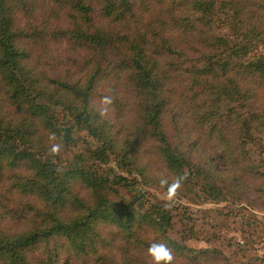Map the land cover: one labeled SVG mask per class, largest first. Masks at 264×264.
<instances>
[{"label":"trees","instance_id":"trees-1","mask_svg":"<svg viewBox=\"0 0 264 264\" xmlns=\"http://www.w3.org/2000/svg\"><path fill=\"white\" fill-rule=\"evenodd\" d=\"M153 186L258 229L264 0H0V264H231Z\"/></svg>","mask_w":264,"mask_h":264},{"label":"rangeland","instance_id":"rangeland-1","mask_svg":"<svg viewBox=\"0 0 264 264\" xmlns=\"http://www.w3.org/2000/svg\"><path fill=\"white\" fill-rule=\"evenodd\" d=\"M80 147L81 143L78 142L73 151ZM254 153L257 155L258 152ZM68 154L70 155V152ZM149 191L158 199L175 207L178 218L175 219L173 229L170 231L173 238L179 237L180 221H189L188 226L193 225L198 238L189 239L186 242L187 245L193 248L216 247L224 253L231 264H264V194H248L247 202L242 203L257 216L260 223L256 231L249 232L245 229L242 230L239 218L229 214L228 206H225V203L195 204L174 195H167L160 187L156 186L149 188ZM202 210L210 212L202 214ZM220 211L225 212L226 215L217 213ZM228 242L232 244L231 247L227 246ZM238 246L241 247V250Z\"/></svg>","mask_w":264,"mask_h":264},{"label":"clouds","instance_id":"clouds-1","mask_svg":"<svg viewBox=\"0 0 264 264\" xmlns=\"http://www.w3.org/2000/svg\"><path fill=\"white\" fill-rule=\"evenodd\" d=\"M59 147V144H54L52 147V151H57ZM161 183L164 184L167 183V181L161 180ZM178 186L179 181L177 180L170 186L169 191H175ZM147 253L151 257L153 264H172L174 260V256L170 248L167 246L166 243L163 242L154 241L152 244L149 245Z\"/></svg>","mask_w":264,"mask_h":264}]
</instances>
